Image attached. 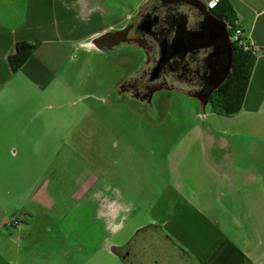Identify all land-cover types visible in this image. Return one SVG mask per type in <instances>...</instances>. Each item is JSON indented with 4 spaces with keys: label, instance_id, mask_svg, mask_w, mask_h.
Returning a JSON list of instances; mask_svg holds the SVG:
<instances>
[{
    "label": "rangeland",
    "instance_id": "obj_1",
    "mask_svg": "<svg viewBox=\"0 0 264 264\" xmlns=\"http://www.w3.org/2000/svg\"><path fill=\"white\" fill-rule=\"evenodd\" d=\"M88 56L83 64H74H81L79 73L68 72L69 64L58 75L63 82L70 79L68 93H42L34 107L30 94L13 98L11 92H0V264H21L20 257L35 252L16 246L34 230V241L41 240L50 217L57 220L74 212L77 198L93 178L115 183L139 204L141 218H147L164 186L194 180L178 167L184 158L185 167L191 168L202 147H210L201 133L226 135L229 144L216 149L233 150L235 164L247 163V151L259 142L242 122L245 113L219 114L211 102L203 108L186 91L185 82L158 92L150 103L121 94L118 84L135 77L146 63L143 47L127 44ZM183 149L185 157L178 155ZM206 154L195 159L196 165L217 162ZM198 185L202 198L207 197L203 183ZM236 190L226 188L228 203L215 205L210 215L245 240L252 264H264V206L241 214ZM173 192L168 190L166 197Z\"/></svg>",
    "mask_w": 264,
    "mask_h": 264
},
{
    "label": "crops",
    "instance_id": "obj_2",
    "mask_svg": "<svg viewBox=\"0 0 264 264\" xmlns=\"http://www.w3.org/2000/svg\"><path fill=\"white\" fill-rule=\"evenodd\" d=\"M143 1L0 0V92H11L13 98L30 94L33 107L42 93H68L70 79L63 82L58 75L67 68L77 74L83 68L74 64H83L89 53L120 46L100 48L96 39L126 27ZM202 1L208 5L214 0ZM228 1L244 36L260 49L236 112L246 114L242 122L259 140L256 148L247 151V163L232 162L236 153L231 149H216L229 144L226 135L212 130L201 133L199 137H207L210 147H202L195 159L209 153L217 162L196 165L194 159L193 166L186 168L183 158L178 170L194 180L164 186L147 218H141L139 204L115 183L93 178L77 198L74 212L47 220L41 240L34 241L35 230L29 237L25 234L16 247H32L35 252L20 257L21 264H252L253 257L242 243L245 240L225 230L217 216L210 215L215 205L228 203L226 188L231 187L240 197L236 203L242 206L241 214L264 206V0ZM22 41L36 47L14 72L9 57ZM182 153L185 157L184 149L178 155ZM198 183H203L207 197L202 198ZM218 189H222L220 194ZM168 190L174 191L169 198Z\"/></svg>",
    "mask_w": 264,
    "mask_h": 264
},
{
    "label": "flooded vegetation",
    "instance_id": "obj_3",
    "mask_svg": "<svg viewBox=\"0 0 264 264\" xmlns=\"http://www.w3.org/2000/svg\"><path fill=\"white\" fill-rule=\"evenodd\" d=\"M208 10L205 13L192 0H149L142 5L126 26L127 33L113 35L110 40L120 41V46L143 47L147 54L138 74L120 82L118 91L144 103H150L162 90L175 88L178 82L187 83L186 91L193 96L209 92L224 70L223 51L218 50L214 30L222 29L225 21L230 38V29L229 21L215 6L208 5ZM220 86L212 90L209 102Z\"/></svg>",
    "mask_w": 264,
    "mask_h": 264
},
{
    "label": "trees",
    "instance_id": "obj_4",
    "mask_svg": "<svg viewBox=\"0 0 264 264\" xmlns=\"http://www.w3.org/2000/svg\"><path fill=\"white\" fill-rule=\"evenodd\" d=\"M218 14L229 22L236 20V14L228 0H219L215 6ZM234 50L233 68L227 80L215 93L212 104L223 114H234L241 108L256 55L232 44ZM36 45L27 41L18 42L16 52L9 57L12 70L17 72L33 53Z\"/></svg>",
    "mask_w": 264,
    "mask_h": 264
},
{
    "label": "water",
    "instance_id": "obj_5",
    "mask_svg": "<svg viewBox=\"0 0 264 264\" xmlns=\"http://www.w3.org/2000/svg\"><path fill=\"white\" fill-rule=\"evenodd\" d=\"M192 2L196 4L205 13L209 12L208 5L202 0H192ZM127 31L128 28L126 27L117 31L106 32L96 39V43L100 48H105V47L112 48L115 44L120 43V41L110 43L111 37L116 34H122L124 32L127 33ZM213 35L215 37V40L218 42L219 45L218 50L223 51V53L220 54V56H223V60H222L223 62H221V65L224 68V70L221 74H219L216 82L214 83L213 88L209 92L207 93L203 92V94L202 93L195 94V96L200 100L203 108L207 106L209 102V95L211 94L212 90L219 87L231 73L233 68V61H234V50L229 38V33L227 31V23L225 21H222V29H216V31L214 30ZM169 47L170 46H167V48ZM218 62H220V58Z\"/></svg>",
    "mask_w": 264,
    "mask_h": 264
},
{
    "label": "built area",
    "instance_id": "obj_6",
    "mask_svg": "<svg viewBox=\"0 0 264 264\" xmlns=\"http://www.w3.org/2000/svg\"><path fill=\"white\" fill-rule=\"evenodd\" d=\"M219 0L210 1L209 6H216ZM230 40L232 44L244 49L245 51H251L255 55L260 50L259 46L244 36L243 28L238 20L229 22Z\"/></svg>",
    "mask_w": 264,
    "mask_h": 264
}]
</instances>
